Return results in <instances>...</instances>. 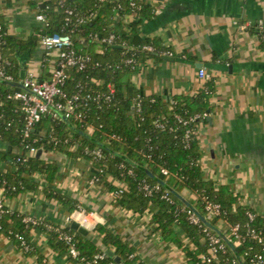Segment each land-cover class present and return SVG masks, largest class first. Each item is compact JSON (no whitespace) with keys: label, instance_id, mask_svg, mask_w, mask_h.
I'll use <instances>...</instances> for the list:
<instances>
[{"label":"trees","instance_id":"trees-1","mask_svg":"<svg viewBox=\"0 0 264 264\" xmlns=\"http://www.w3.org/2000/svg\"><path fill=\"white\" fill-rule=\"evenodd\" d=\"M130 2L49 0L41 12L46 18L44 35L68 34L72 37L74 49L78 54L92 59L85 70L72 69L64 88L68 98L79 94L81 101L77 104H83L76 114L69 118L71 124L112 152L127 157L139 168L73 131L53 113L44 116L26 138L22 128L25 113L19 102L8 98L16 88L0 83V142L10 145L9 150H0V162H7L11 166L10 170H0V190H4V198L12 200L25 192L37 191L39 184L34 180L36 175L45 177L49 184L56 180L59 165L43 158H26L24 154L29 148H43L45 152L87 159L91 158L86 150L99 149L103 157L94 162L96 170L101 171L98 175L99 183L106 185L108 190L115 191L117 187L106 180L107 174H110L119 182L126 183L129 188L127 193L116 199L115 204L139 212L155 205L158 210L153 216L155 229L160 231L166 240L179 242L173 229V226L177 225L186 231L194 244L195 249L187 252L190 264H208L201 259L208 251L207 236L204 232L206 226L202 223L193 224L189 220L190 209L167 188L159 185L157 180L150 178L146 170L177 193L183 195L188 192L194 195L196 202L190 199L189 201L204 217L208 216L205 210L206 198L221 205L222 214L207 220L216 228L219 220L225 223L224 235L234 243L237 253L222 239L225 251L220 253L219 262L210 264H258V256L263 258L261 264H264V245L251 236V230H254L264 237V217L243 205L241 196L229 186L218 187L212 181L204 180L202 151L198 138L193 136L184 142L187 131L197 129L200 123H207L208 118L195 121L191 119L210 112L215 85H208L197 96H176L171 103H165L157 96L141 95L133 83V75L139 70L140 63L148 57L162 58L168 49L159 39H144L139 35L141 21L134 22L130 32L119 31L113 27L116 12L120 17L134 13ZM118 6H121V9H118ZM66 10L73 11L74 15L68 16ZM135 12L144 14L146 20L155 16V11L144 4H140ZM0 27V68L18 82L21 80L22 68L18 54L32 51L36 40L33 38L18 43L8 35L1 17ZM252 31L258 35L264 47V28L257 26ZM113 33L117 35L114 44L103 42ZM145 46H152L154 50L148 52L143 49ZM132 50L136 54L135 64L122 62L130 57ZM112 83L117 86V92L108 99V85ZM79 113L83 114V118H77ZM178 117L188 123H180ZM90 127L93 128L92 131L89 130ZM76 142L80 143L79 148L72 152L71 146ZM15 149L20 152H14ZM163 169L168 171V175L162 173ZM143 184H149L152 188L159 185L160 189H154L151 195H147ZM45 191L50 198L63 199L50 188ZM167 192L172 201L163 198ZM65 202L71 211L78 208L76 202ZM250 213L254 215L252 221L248 217ZM26 217L28 215L12 211L7 205L0 209V235L12 239L21 248L20 237L25 238L29 246L26 252L32 251L29 237L31 232L38 228L49 233L53 245L66 255H69V245L61 239V233L70 235L79 253L77 259L70 257L74 264H87L108 249L122 259V264H143L138 261L136 250L114 233H105L99 245L69 227H62L57 231L61 226L46 221L36 227L26 223ZM236 224L242 226L241 241L236 240L232 234V227ZM48 225L54 228L49 229ZM208 231L218 235L210 228ZM98 263L116 264L107 256Z\"/></svg>","mask_w":264,"mask_h":264},{"label":"crops","instance_id":"crops-1","mask_svg":"<svg viewBox=\"0 0 264 264\" xmlns=\"http://www.w3.org/2000/svg\"><path fill=\"white\" fill-rule=\"evenodd\" d=\"M48 1L0 0V17L8 35L18 43L36 40L32 51L18 54L21 80L14 83L22 84L29 73L38 81L49 80L57 66V53L49 54L41 44L46 25L37 20ZM136 1L152 8L155 16L146 20L141 12L123 17L116 12L113 27L130 32L132 24L141 21L139 35L161 40L173 56L146 58L133 75L134 86L143 96L171 103L176 96H197L208 85H215L207 123L198 130L203 178L218 187L229 186L241 196L243 205L264 217V47L252 31L264 25V0ZM200 70H205L204 78ZM9 149L8 143L0 142V150ZM41 158L59 165L55 182L49 184L36 175L37 191L5 200L12 211L70 227V218L79 207L95 210L99 222L88 229V237L97 244L110 232L133 247L143 264H190L187 252L195 249L194 244L177 225L173 229L179 242L166 240L153 224L158 212L155 205L139 212L115 204L113 193L124 182L107 174L106 180L117 187L112 192L104 184H91L96 168L87 158L45 151ZM10 169L7 162H0V170ZM47 188L63 199L50 198ZM182 196L196 202L188 192ZM65 201L76 202L78 208L71 211ZM217 227L226 231L222 220ZM29 239L33 248L26 252L0 235V264H74L53 245L46 231L37 228Z\"/></svg>","mask_w":264,"mask_h":264},{"label":"built area","instance_id":"built-area-1","mask_svg":"<svg viewBox=\"0 0 264 264\" xmlns=\"http://www.w3.org/2000/svg\"><path fill=\"white\" fill-rule=\"evenodd\" d=\"M131 6L133 8V12L139 8V5L136 0H130ZM118 9H121V6H118ZM66 13L68 16H73L74 12L70 10H66ZM37 20L40 22L45 23L46 25V18L43 14H40L37 16ZM261 28H264V25H259ZM1 30V27H0ZM117 39V35L115 33L111 34L108 38L104 39L103 42H106L108 44H114V42ZM41 44L46 49V51L51 53H57L58 56V62L57 66L53 72V75L49 80L46 81H38L34 74L29 73L28 76L23 80V88L16 89L12 94L8 96L9 99L13 101H17L20 103L22 111L25 113V119L24 124L22 125L23 132L25 137L27 138L29 136V133L34 130L35 126L42 120L44 116H46L49 113H53L56 117H59L58 113H62L65 115L66 118H70L72 115L76 114V111L79 107L83 106V104L79 105L77 103H80L81 99L79 94L74 95L71 98H68L65 93V85L67 80L70 78V72L72 69H77L79 71H83L87 68V65L91 63L92 59L90 57H84L83 55H79L78 52L74 49V43L73 39L68 34H53V35H43L41 37ZM144 50L148 52H152L154 49L152 46H145L143 48ZM132 54L129 58L126 60H123L122 62L126 64H135L136 60V54L131 51ZM163 55L172 57L173 53L170 51L165 52ZM200 77H205V70H200ZM0 79L4 80L6 82H15L13 76L8 75L4 72L3 69L0 68ZM117 92V86L115 84H109L108 85V99L111 98V96L115 95ZM90 96H88V99ZM140 104H138L139 107ZM82 113L77 114V118H83ZM209 117L208 113H204L201 116H197L195 118H192L191 121H195L196 119L205 120ZM178 121L180 123H183L186 125L188 122L184 121L183 118L178 117ZM203 125V123H200L197 125V129L195 130H189L186 132L184 137V142H187L191 137L195 136L198 138V130ZM161 127V126H160ZM90 131L93 130V128L90 127ZM79 142L74 143L71 146V151L75 152L79 148ZM43 150V148H41ZM40 149H36L34 147H31L27 150V152L24 154L26 158H34L36 157L38 151ZM88 153L87 155L90 156L91 159H89L93 164L95 161H98L102 159L103 155L101 150L95 149L92 151H85ZM44 153V150H43ZM100 170H96V173L91 179V184L99 183V173ZM132 174V171H130ZM162 173L165 175H168V171L166 169L162 170ZM128 186L126 183H123V185L119 186L118 189L113 193V196L115 198L122 197L125 193L128 192ZM143 189L146 191L147 195H151L153 190H159L160 186L157 185L155 188H152L149 184H143ZM4 190H0V209L3 208V206L6 205L5 198L3 196ZM164 199L168 201H172L169 192L164 194ZM206 205L205 210L208 214L206 219H214L216 217H219L222 214V207L220 204L215 203L211 201L209 198L205 199ZM189 220L193 224H201L202 222L197 217V215L190 210ZM249 219L252 221L254 219L253 214L248 215ZM26 223H31L34 226H38L42 221L33 219L32 217H26L24 220ZM78 222L81 226L85 227L86 229H93L96 227V225L99 222V213L95 210H88L83 207H79L76 210V213L72 215L69 221V225L72 222ZM203 224V223H202ZM204 225V224H203ZM241 224H236L234 227H232V234L236 238V240L241 241ZM49 229H53L51 225H48ZM60 228H57V231H60ZM204 232L206 234V239L208 242V251L201 256V259L203 262H206L208 264L213 262H219L220 253L225 251V246L223 245L222 238L218 235H213L208 231V227L204 229ZM251 236L254 239H257L261 244L264 245V237L260 236L259 233L255 232L254 230H251ZM61 239L66 242V244L69 245V256L72 258L77 259L79 256L78 251L75 248V244L73 243V238L68 234L61 233ZM20 242L22 245V249L27 251L29 249V246L27 244V241L25 238L20 237ZM106 257L105 253L98 254L92 261L88 262L87 264H99V260H103ZM261 264L263 262V258L261 256H258L256 263ZM117 264V263H116Z\"/></svg>","mask_w":264,"mask_h":264},{"label":"water","instance_id":"water-1","mask_svg":"<svg viewBox=\"0 0 264 264\" xmlns=\"http://www.w3.org/2000/svg\"><path fill=\"white\" fill-rule=\"evenodd\" d=\"M167 60H173V59H169L166 58ZM201 66V65H200ZM0 83L2 84H7L10 85L12 87H20L23 88V84H18V83H14V82H6L4 80L0 79ZM59 117L75 132L80 133L83 137L90 139L91 141L97 143L90 135L81 132L79 130H77L70 122V120L68 118L65 117V115H63L62 113H58ZM210 121V119H209ZM100 147L104 148L105 150H107L108 152L113 153L114 155L122 158L123 160H125L126 162H128L130 165H132L135 168H139L135 163H133L130 159H128L127 157L123 156V155H118L114 152H112L108 147H106L105 145L99 144L97 143ZM43 155V150L40 149L36 155V158L40 159ZM74 163V159L71 160V164ZM146 173L148 174V176L154 180H157L158 184L167 188L173 195H175L179 200H181L185 206L187 208H189L191 211H193L197 217L200 219V221L208 228L214 230L226 243L227 245L235 252L237 253L236 247L234 245V243H232L225 235L222 231H220L218 228L214 227L207 219L206 217H204L203 215H201L196 208L194 207V205L189 202L186 198H184L181 194L177 193L176 191L172 190L168 185H166L165 182L158 180L149 170H146ZM70 229L77 231L79 234H81L82 236L87 237L89 235V231L88 229H86L85 227L81 226L78 222L74 221L71 223ZM105 255L109 258H112L114 260V262H116L117 264H122V259L118 256L115 255V253L108 249L105 251Z\"/></svg>","mask_w":264,"mask_h":264},{"label":"rangeland","instance_id":"rangeland-1","mask_svg":"<svg viewBox=\"0 0 264 264\" xmlns=\"http://www.w3.org/2000/svg\"><path fill=\"white\" fill-rule=\"evenodd\" d=\"M188 198H189V196H188ZM190 199V198H189ZM194 202H195V200H194Z\"/></svg>","mask_w":264,"mask_h":264}]
</instances>
